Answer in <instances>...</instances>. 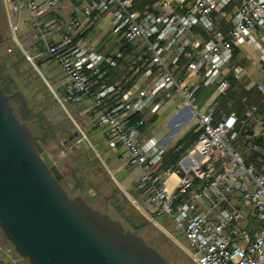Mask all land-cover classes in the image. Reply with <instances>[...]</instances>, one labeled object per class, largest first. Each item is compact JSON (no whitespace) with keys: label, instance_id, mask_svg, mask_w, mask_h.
Instances as JSON below:
<instances>
[{"label":"built area","instance_id":"obj_1","mask_svg":"<svg viewBox=\"0 0 264 264\" xmlns=\"http://www.w3.org/2000/svg\"><path fill=\"white\" fill-rule=\"evenodd\" d=\"M79 1L86 2L88 15L111 12L115 31L128 43L140 42L147 59L144 73L154 79L131 99L130 92L122 93L118 85L106 81L107 68L118 67L123 52L106 55L87 49L65 32L48 45V53L69 79L68 99L75 103L92 99L100 112L99 124L108 129L109 146L125 148L131 162L142 168L137 189L147 194L155 216H174L197 264H264V126L248 139L249 150L262 154L257 169L235 145L237 114L223 113L215 123V100L203 111L195 107L197 94L205 88L215 86L218 95L226 92L229 80L223 71H231L236 47L253 46L264 67V0H158L143 10L135 7V0ZM59 2L48 0L51 7ZM27 6L36 11L39 0H27ZM68 25L78 28L80 22ZM235 71L237 77L243 73L242 68ZM261 79L258 87L264 94V71ZM162 93L182 94L183 108L188 109L185 118L197 120L200 134L175 166L159 169L165 149L154 139L141 142L139 127L144 120L131 122L128 116L143 112ZM256 110L247 111L248 117ZM176 167L185 176L172 189L168 180ZM196 179L202 182L199 189ZM177 190L186 196L183 202ZM202 199L209 201L207 211H198ZM223 202L232 208L218 210ZM21 260L15 253L8 255V264Z\"/></svg>","mask_w":264,"mask_h":264},{"label":"crops","instance_id":"obj_2","mask_svg":"<svg viewBox=\"0 0 264 264\" xmlns=\"http://www.w3.org/2000/svg\"><path fill=\"white\" fill-rule=\"evenodd\" d=\"M39 3V9L32 11L27 6V0H0V9L3 13L0 25L8 38L3 46L6 52L18 53L23 57V62L11 66V75L19 84L20 90L27 94L29 100H33L34 92L38 88H45L55 101L53 107L60 106L67 118L74 122V130L80 131V136L74 142L89 167L97 168L100 180L108 182L110 192L107 194L108 196L114 194L121 197L146 220L153 221L160 229H169L175 224L174 216H155V209L147 194L137 189L136 185L143 174L142 168L131 162L128 150L123 147L112 148L109 146L108 129L99 124L100 112L94 108L90 97H85L77 103L68 99L65 90L69 79L61 66L48 53V45L58 42L65 32L72 34L75 41L87 49L106 55L122 51L124 56L116 67L117 69L107 68L106 81L118 85L122 93L130 92L132 99L136 96L139 88L150 87L153 84L154 75L149 77L144 73V64L147 59L143 56V47L141 44L135 43L131 44L133 48L131 52L124 51L128 42L123 38L122 33L115 31L111 12L88 15L84 13L86 2L79 0H60L54 7L48 4V0H39ZM74 20L79 21L80 26L69 28L68 24ZM217 21L224 24L220 18H217ZM12 59L14 61L15 56H12ZM230 64L231 71H223L224 76L229 80L227 90L233 83H239L247 89L257 87L261 91L258 83L262 80L264 67L253 46L243 44L236 47L234 58ZM236 68L243 69L240 77L236 76ZM112 69L118 71L116 76H113V73L109 74ZM211 89V98L217 104L219 98L226 92L218 95L215 86H212ZM205 90L197 94L196 101ZM261 93L263 94L262 91ZM160 100L163 101L160 103ZM254 107L257 108L255 105L247 107L244 118H241L236 111L231 110L239 118L235 127L238 137L244 135V142H248V144H238L244 158L251 153L248 148V139L250 136L256 135L264 126V110L257 112V108L254 116L248 117L247 111ZM187 111V108H183L182 94L173 93L166 96L162 93L143 112L129 113L128 117L131 122H135L137 121L135 116L138 114L139 118L144 120V123L139 127L141 142L154 139L165 149L164 155L171 149H175L176 151L180 150L182 156L191 149L195 143L194 134L200 131L196 119L186 120ZM52 119H56L54 113ZM185 146L187 150H183ZM165 167L162 161L159 169ZM220 168L218 164V169ZM184 176L185 172L180 167H176L168 180L169 187L175 189ZM194 185L199 189L202 182L196 179ZM177 195L179 202L186 199V196L179 190H177ZM197 208L198 211H207L209 201L199 200ZM225 208L230 209L232 205L228 202L220 203L218 210ZM0 245V264H8L9 251L3 244L0 243Z\"/></svg>","mask_w":264,"mask_h":264},{"label":"water","instance_id":"obj_3","mask_svg":"<svg viewBox=\"0 0 264 264\" xmlns=\"http://www.w3.org/2000/svg\"><path fill=\"white\" fill-rule=\"evenodd\" d=\"M32 114L25 94L6 93L0 81V229L16 253L29 264H173L142 235L68 192L29 125ZM47 116L68 136L65 144L80 136L60 106Z\"/></svg>","mask_w":264,"mask_h":264},{"label":"rangeland","instance_id":"obj_4","mask_svg":"<svg viewBox=\"0 0 264 264\" xmlns=\"http://www.w3.org/2000/svg\"><path fill=\"white\" fill-rule=\"evenodd\" d=\"M2 16L3 13L0 9V19ZM138 43L140 44V42ZM6 53L5 47L1 45L0 63L1 58L6 55ZM6 75L7 74L4 72V78L9 77ZM211 87L205 88L206 90L198 97V100L195 102V107L197 109L203 111L212 103ZM25 96L28 98L27 94H25ZM33 96L35 97H33V100L28 99L33 113L32 117L29 119V125L35 133L36 140H38L50 154L62 173L67 174L64 184L70 194L74 196L82 195L96 209L108 212L116 219L122 218V220H126L124 215L121 214V211L123 209L125 215L127 213L129 215L130 207L125 205L123 199L119 196L108 198L107 194L110 193L108 182L100 180L97 168L89 167L75 142L64 143L67 136H61L58 130L49 121L47 112L53 107L55 101L49 95L48 91L41 87L34 92ZM14 105L17 108L18 102L14 101ZM146 221L147 224L142 227L139 232L149 244L158 249L173 264H197L195 253L193 249L189 247L182 228H178L176 224H174L169 229H160L153 221ZM0 243L8 249L9 253L17 254L13 245L7 240L1 229ZM21 264H29V262L22 259Z\"/></svg>","mask_w":264,"mask_h":264},{"label":"trees","instance_id":"obj_5","mask_svg":"<svg viewBox=\"0 0 264 264\" xmlns=\"http://www.w3.org/2000/svg\"><path fill=\"white\" fill-rule=\"evenodd\" d=\"M157 2H158V0H135V7L137 9L143 10L146 6H153ZM0 27H1V25H0ZM1 31L3 34V43H2V45H3L5 40L8 38L4 34V31L2 28H1ZM129 46H130V48H129ZM132 49L133 48L131 46V43H127L125 45L124 51L131 52ZM12 56H15L14 61L12 59ZM21 62H23V57L21 55H19L18 53L15 54V53H8L7 52L6 55H4L1 58V63H3V64L0 63V81H1V84L3 87V90L6 93H13L16 90H20L16 80L14 79V77L10 73V68L12 65H18V63L20 64ZM4 72L7 74L6 76H9V77L5 76L6 78H4V76H3ZM111 73H113L112 74L113 76H116L118 74V71L112 69L109 71V74H111ZM129 85H130V83H129ZM14 101H17V100L13 99V101H12L13 104H14ZM254 105L257 106V108H258L257 112L264 110V100H263V94L261 93V91H259L257 89V87L247 89L244 86H242V84L233 83L231 85V87L226 91V93L223 94L217 102V109L215 110V123L222 116L223 112H228L231 110L236 111V113L241 118H244L245 117V111H246L247 107L254 106ZM135 117H136V119H138L139 115L136 114ZM199 134H200V131L194 134L195 141L197 140ZM243 136L244 135H242L241 137H238L237 141L235 142V145L237 147L239 146L238 144H240V143L248 144V142H246V141L244 142ZM183 150H187V147L185 146ZM181 154L182 153L180 150L176 151L175 149H171L170 151H168L164 155V158H163L164 166H166V167L171 166V165L175 166L179 157L181 156ZM261 159H262V154L260 152H251L245 158L247 163L253 162L256 165L257 169L260 168ZM66 175L67 174L62 173V177H61V182L63 183L64 186H65L64 183H65ZM68 192H69V190H68ZM72 196H74V195H72ZM114 196H116V195L113 194L111 196H108V198L114 197ZM123 201H124L125 205H128L130 207L129 215H128V213L125 215V212L122 209L121 214L124 215L126 220H122V218H117V219L119 221H121L127 228H129L132 231L140 234V232H139L140 229L147 224L146 219L135 208L130 206L124 199H123ZM138 221L141 223H139Z\"/></svg>","mask_w":264,"mask_h":264},{"label":"flooded vegetation","instance_id":"obj_6","mask_svg":"<svg viewBox=\"0 0 264 264\" xmlns=\"http://www.w3.org/2000/svg\"><path fill=\"white\" fill-rule=\"evenodd\" d=\"M65 136H67V135H65ZM67 138H68V136H67Z\"/></svg>","mask_w":264,"mask_h":264}]
</instances>
